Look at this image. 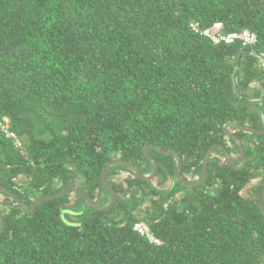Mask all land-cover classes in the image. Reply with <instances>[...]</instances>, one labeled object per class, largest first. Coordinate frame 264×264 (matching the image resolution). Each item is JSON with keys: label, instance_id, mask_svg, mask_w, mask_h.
I'll return each mask as SVG.
<instances>
[{"label": "trees", "instance_id": "obj_1", "mask_svg": "<svg viewBox=\"0 0 264 264\" xmlns=\"http://www.w3.org/2000/svg\"><path fill=\"white\" fill-rule=\"evenodd\" d=\"M221 23L252 47L194 33ZM264 0H0V264H264ZM146 223L161 245L133 231Z\"/></svg>", "mask_w": 264, "mask_h": 264}, {"label": "water", "instance_id": "obj_2", "mask_svg": "<svg viewBox=\"0 0 264 264\" xmlns=\"http://www.w3.org/2000/svg\"><path fill=\"white\" fill-rule=\"evenodd\" d=\"M231 126H233V123H229V124L225 125L224 132L226 133V135L228 137H230L236 143V145H237V147L239 149L240 156H241V159H242L241 167H236L234 165L231 156L227 153L226 149L222 145H215L204 156V159H203V162H202V177L197 182H188V181L183 180L180 177L182 161H181L180 157L177 154H175V153H167V152L161 150L157 146H149V147H146L143 150L145 156L152 163V173H151V175L149 177L142 176L140 174L139 170L135 166L130 165V164H128V163H126V162H124V161H122L120 159L113 160V161L109 162L105 166V168L102 171V175H101V183L106 189H108V191L111 194V202L106 207H98L85 193H83L81 190H79L74 184H70L65 190H63L62 192H60V193H58L56 195H49V196H46V197H43V198L37 200L30 208L26 207L24 205V203L18 197H16L13 193L9 192L8 190H6L4 188H0V193H6L13 200H15V202L23 210H25L29 214H32L35 211V208L39 204H41L43 202H46V201H49V200H54V199L60 198V197L64 196L66 193L70 192L71 190H73L76 193H78L81 196V198L87 204H89L94 210H96V211H107L110 208H112L114 206L115 202H116V194H115L114 190L105 181V176H106L109 168L111 166L115 165V164H120V165L124 166L125 168L134 171L137 174V176L139 177L140 180L147 181V182L151 181V180H153L155 178V176L157 174L158 166H157L156 162L148 155V151L150 149L158 151L162 156H165V157L171 156V157L176 159L177 166H176L175 176H176V179L178 180L179 183H181L182 185L187 186V187L199 186V185L203 184L205 182V180L207 179L208 158H209L210 154L212 153V151H214V150H220L233 168H235L237 170H241V169H243L245 167V153H244V150H243V146H242L241 142L237 138L233 137L228 132V128L231 127ZM239 128L244 130V131L250 132V133L260 134V135L264 136V130L263 131H258V130H254V129L247 128V127H239ZM260 209H261L262 214L264 215V187L262 189V194H261V199H260ZM3 228H4V220H3L2 215L0 214V234L3 232Z\"/></svg>", "mask_w": 264, "mask_h": 264}, {"label": "built area", "instance_id": "obj_3", "mask_svg": "<svg viewBox=\"0 0 264 264\" xmlns=\"http://www.w3.org/2000/svg\"><path fill=\"white\" fill-rule=\"evenodd\" d=\"M189 26L194 33H198L200 36L208 39L213 45L240 43L243 47H252L257 43L256 35L247 30L242 32L224 33L221 23H214L210 28L202 30L199 29L198 23H191ZM261 68L264 72V62H262ZM0 133L7 139L12 140L16 149L22 147L21 139L14 132L9 130V122L6 118L0 120ZM132 229L134 232L144 237L149 243L158 246L161 245V242L153 236L146 223L136 222Z\"/></svg>", "mask_w": 264, "mask_h": 264}]
</instances>
